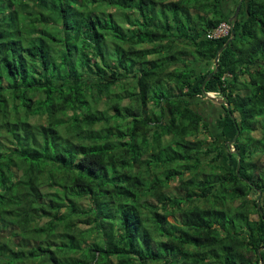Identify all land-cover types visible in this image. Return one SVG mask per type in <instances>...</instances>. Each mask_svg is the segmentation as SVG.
<instances>
[{
  "label": "trees",
  "instance_id": "trees-1",
  "mask_svg": "<svg viewBox=\"0 0 264 264\" xmlns=\"http://www.w3.org/2000/svg\"><path fill=\"white\" fill-rule=\"evenodd\" d=\"M239 2L0 0V264H264V0Z\"/></svg>",
  "mask_w": 264,
  "mask_h": 264
},
{
  "label": "rangeland",
  "instance_id": "rangeland-1",
  "mask_svg": "<svg viewBox=\"0 0 264 264\" xmlns=\"http://www.w3.org/2000/svg\"><path fill=\"white\" fill-rule=\"evenodd\" d=\"M103 103H104V101H103ZM197 103H199V101H192L193 107L200 110V112L205 116V118L213 124L212 130H215L217 127V123H218V121H217L218 117H219L218 109H219L220 104L213 102V101L209 102L207 99H204V103H203V101L201 102V106H199ZM199 137L202 140L206 139V136L204 133H201ZM263 160H264V157H263ZM186 177L187 176H184V178H186ZM175 183L179 184V181L175 180ZM169 220L171 222H174L173 217H170Z\"/></svg>",
  "mask_w": 264,
  "mask_h": 264
},
{
  "label": "water",
  "instance_id": "water-1",
  "mask_svg": "<svg viewBox=\"0 0 264 264\" xmlns=\"http://www.w3.org/2000/svg\"><path fill=\"white\" fill-rule=\"evenodd\" d=\"M242 4H243V0H240L239 4H238V7H237V10H236V13L234 15V17L232 19H230V22H233V21H236V19L238 18L239 16V13H240V10H241V7H242ZM235 35V29L233 28L232 29V37H234ZM232 40V38H230L227 43L225 44L224 48H226L230 41ZM224 48H222L220 51H219V54L217 55L216 59H215V65L217 66L218 65V62H219V56H220V53L224 50ZM218 72V67L216 68V70L212 73H210V75L207 77L205 83L203 84V88L204 86L206 85L207 81L215 74ZM209 98L213 101V102H216V103H219V104H224V100L223 99H220V98H216V97H212V96H209ZM228 108L230 109V105H228ZM239 134L236 135L235 139L233 140V142L236 141V139L238 138ZM240 169V162L238 164V170ZM260 204V201H258V205ZM260 208V206H259ZM261 264H263V262H261Z\"/></svg>",
  "mask_w": 264,
  "mask_h": 264
},
{
  "label": "built area",
  "instance_id": "built-area-1",
  "mask_svg": "<svg viewBox=\"0 0 264 264\" xmlns=\"http://www.w3.org/2000/svg\"><path fill=\"white\" fill-rule=\"evenodd\" d=\"M229 30H230V27L226 23H224L214 32L215 34L214 36L219 37V36L226 35L228 34ZM210 95L216 97L215 93H210Z\"/></svg>",
  "mask_w": 264,
  "mask_h": 264
},
{
  "label": "clouds",
  "instance_id": "clouds-1",
  "mask_svg": "<svg viewBox=\"0 0 264 264\" xmlns=\"http://www.w3.org/2000/svg\"><path fill=\"white\" fill-rule=\"evenodd\" d=\"M235 13H236V12H235ZM239 14H240V13H239ZM234 15H235V14H234ZM233 17H234V16H233ZM223 24H224V23H223ZM214 35H215V34H214ZM209 96H211L210 93L208 94V99L211 100V99L209 98ZM212 97H214V96H212ZM211 101H212V100H211ZM220 105H222V104H220Z\"/></svg>",
  "mask_w": 264,
  "mask_h": 264
}]
</instances>
